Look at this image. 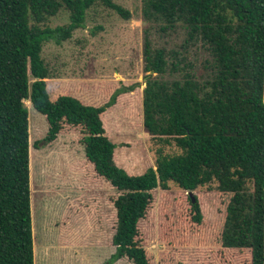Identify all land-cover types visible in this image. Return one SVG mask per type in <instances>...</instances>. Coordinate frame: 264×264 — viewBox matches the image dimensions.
<instances>
[{
	"label": "trees",
	"instance_id": "trees-1",
	"mask_svg": "<svg viewBox=\"0 0 264 264\" xmlns=\"http://www.w3.org/2000/svg\"><path fill=\"white\" fill-rule=\"evenodd\" d=\"M94 1L0 0V264H32L23 101L43 116L45 143L61 123L81 125L85 160L120 191L112 201L113 251L102 264L121 257L150 264L136 236L156 188L159 243L244 249L235 264H264V0H140V123L154 149L152 167L135 175L113 162L115 145L103 134L100 115L136 84L117 86L97 106L68 95L49 100L45 89V79L55 76L41 46L70 38ZM59 9L67 22L47 26ZM170 144L177 152L163 153ZM169 183L177 190L171 199ZM209 184L212 222L192 194Z\"/></svg>",
	"mask_w": 264,
	"mask_h": 264
},
{
	"label": "rangeland",
	"instance_id": "rangeland-1",
	"mask_svg": "<svg viewBox=\"0 0 264 264\" xmlns=\"http://www.w3.org/2000/svg\"><path fill=\"white\" fill-rule=\"evenodd\" d=\"M110 1L127 10L129 17L123 19L101 0H95L84 12L82 27L59 45L44 43L40 57L55 76L45 79L49 100L68 95L82 104L97 106L117 86L136 84L132 91L118 95L114 104L100 115L103 134L115 145L113 162L127 174L135 175L152 167L154 149L140 123V0ZM66 22L67 12L59 9L46 25ZM23 106L27 122L32 264H102L113 251L112 201L120 191L96 175L85 160L81 125L61 123L55 138L45 143L43 116L28 101H23ZM161 150L165 154L177 152L172 144L162 146ZM176 191L169 183L167 197L171 199ZM213 193L214 184L192 192L198 194L202 213L209 222L217 218L212 206ZM158 194L157 188L150 191V201L137 224L136 238L150 264H235L238 257L242 258L244 249L178 248L159 243L155 225ZM112 264L132 263L121 257Z\"/></svg>",
	"mask_w": 264,
	"mask_h": 264
},
{
	"label": "water",
	"instance_id": "water-1",
	"mask_svg": "<svg viewBox=\"0 0 264 264\" xmlns=\"http://www.w3.org/2000/svg\"><path fill=\"white\" fill-rule=\"evenodd\" d=\"M188 196H190V193H188Z\"/></svg>",
	"mask_w": 264,
	"mask_h": 264
}]
</instances>
